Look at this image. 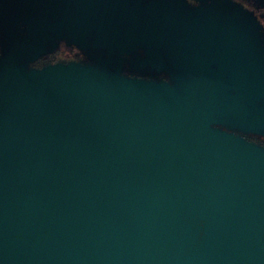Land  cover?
Masks as SVG:
<instances>
[{
  "label": "water",
  "instance_id": "1",
  "mask_svg": "<svg viewBox=\"0 0 264 264\" xmlns=\"http://www.w3.org/2000/svg\"><path fill=\"white\" fill-rule=\"evenodd\" d=\"M224 75L249 73L176 87L0 54V264H264V148L212 126L264 110Z\"/></svg>",
  "mask_w": 264,
  "mask_h": 264
},
{
  "label": "flooded vegetation",
  "instance_id": "2",
  "mask_svg": "<svg viewBox=\"0 0 264 264\" xmlns=\"http://www.w3.org/2000/svg\"><path fill=\"white\" fill-rule=\"evenodd\" d=\"M75 1L79 4L85 2ZM92 2L93 6L88 11L80 9L78 15L80 20H88L86 39L93 41L102 35L108 45L122 51L123 62L119 68L122 74L167 81L179 87L202 68L223 66L233 67L236 71L245 69L249 73L247 76H222L221 88L244 106L264 110V92L257 94V77L252 75L258 68L264 70V0ZM4 4L7 6L8 2ZM20 8L16 18L20 17L18 23L22 24V5ZM136 9L140 10V14ZM0 16L4 21L0 24L3 29L0 33V54H6L11 61L29 63L32 57L25 59L22 56L24 37L16 34L15 29L9 33L5 28L10 23L7 11L2 10ZM102 18L106 21L103 30L94 25ZM130 52L140 53L146 61L134 71L126 66L131 65ZM101 59L110 60L109 57ZM152 60L155 63L152 64ZM156 61L161 68L158 69ZM109 62L117 63L115 58ZM247 93L250 97L255 95L252 104L247 101ZM212 126L264 148V128L257 123H244L232 116H223Z\"/></svg>",
  "mask_w": 264,
  "mask_h": 264
},
{
  "label": "rangeland",
  "instance_id": "3",
  "mask_svg": "<svg viewBox=\"0 0 264 264\" xmlns=\"http://www.w3.org/2000/svg\"><path fill=\"white\" fill-rule=\"evenodd\" d=\"M5 1L8 2L7 6L4 4ZM21 5L24 12L21 16L23 23L19 24L18 18L20 17L16 18V13L18 14L20 11ZM91 6H93L92 0H85L82 4L75 0H0V12L2 10L7 11V15L10 16V23H7L5 28L8 29L9 33L12 29H15L16 34H21L24 37L25 50L22 53L23 58L29 59L41 51H45L55 38L68 36L76 43L79 42L78 45L80 46L106 47L111 55L109 61H113L115 58L116 62L121 65L123 56L119 54L122 51H116V47L108 45L104 36L95 37L93 41L86 39L89 30L88 20H80L78 15L80 9L88 11ZM138 12L140 14V10ZM3 22L0 16V24ZM105 24L106 21L103 18L94 22V25L100 27L101 30L105 28ZM2 30L0 27V33H2ZM129 59L131 65L126 66L129 69L131 68L132 71L146 62L138 52H130ZM153 62L155 63V60H152L151 63L153 64ZM156 64L158 69L161 68L159 62L156 61ZM126 66H124V69H126Z\"/></svg>",
  "mask_w": 264,
  "mask_h": 264
},
{
  "label": "trees",
  "instance_id": "4",
  "mask_svg": "<svg viewBox=\"0 0 264 264\" xmlns=\"http://www.w3.org/2000/svg\"><path fill=\"white\" fill-rule=\"evenodd\" d=\"M79 42L73 41L70 37L64 36L55 38L45 51L33 56L27 67L40 68L49 63H68L71 61L96 64L103 63L106 65L121 68L119 63H111L108 60L101 59L111 56L108 50L102 47L80 46ZM119 55H123L122 52ZM122 63V62H121Z\"/></svg>",
  "mask_w": 264,
  "mask_h": 264
}]
</instances>
